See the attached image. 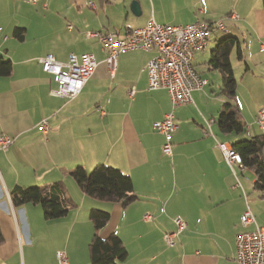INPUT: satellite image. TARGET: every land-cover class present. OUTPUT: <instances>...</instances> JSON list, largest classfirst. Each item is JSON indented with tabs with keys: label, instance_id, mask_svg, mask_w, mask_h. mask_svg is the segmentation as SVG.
<instances>
[{
	"label": "crops",
	"instance_id": "0c3cea01",
	"mask_svg": "<svg viewBox=\"0 0 264 264\" xmlns=\"http://www.w3.org/2000/svg\"><path fill=\"white\" fill-rule=\"evenodd\" d=\"M133 1L140 15L132 12ZM261 2L0 0V56L13 63L11 75L0 77V133L14 138L6 151L0 150V264H59L62 227L71 249L66 248L69 264L90 263L88 243L94 227L89 214L97 208L111 214L101 237L115 233L128 252L120 264H240L236 237L258 226L254 215L255 224L241 222L256 201L249 202L239 179V169L242 174L248 168L230 163L222 151L221 145L232 148L240 137L220 131L218 118L227 102L222 76L218 81L217 75L206 72H218L208 66L211 51L217 41L232 35L239 42L232 53L236 50L245 66L241 82L249 74L247 78L256 77L250 63L255 56L264 59ZM232 13L238 19L231 18ZM225 15L224 29L217 31L229 29L228 34L221 33L214 44L195 53L194 67L206 85L192 92L190 103L178 107L172 106L167 89L149 90L146 65L154 50L123 52L111 70L101 40L87 36L93 32L122 37L150 21L185 26L217 22ZM49 54L63 64L71 54L95 57L98 66L74 99L53 95L58 85L39 62ZM233 102L249 136H264V126L256 122L264 104L243 109L237 89ZM168 114L178 126L169 156L162 152L164 135L154 129ZM44 119L46 133L40 127ZM98 164L129 175L137 200L124 207L84 194L70 173L78 166L89 172ZM55 184L76 204L61 219L47 221L38 205L12 204V193L21 188ZM178 218L187 226L169 246L165 236L177 231Z\"/></svg>",
	"mask_w": 264,
	"mask_h": 264
},
{
	"label": "built area",
	"instance_id": "2783aa9c",
	"mask_svg": "<svg viewBox=\"0 0 264 264\" xmlns=\"http://www.w3.org/2000/svg\"><path fill=\"white\" fill-rule=\"evenodd\" d=\"M37 0H27L36 3ZM233 19L238 15L232 13ZM223 21L213 23L197 21L185 26H171L150 21L145 27L134 29L120 37L115 33L88 32V37H98L107 53L106 62L114 70L118 56L126 51L144 49L154 50L156 55L147 63L149 90L167 89L173 107L188 104L192 101V92L201 90L206 80L200 76L194 67L195 53L206 48L214 30H223ZM43 70L54 76L57 89L52 93L57 97L74 99L82 90L86 82L94 74L98 63L92 54L77 56L71 54L68 62L63 64L53 55H46L39 59ZM134 95V91L130 92ZM257 123L264 126V110L257 114ZM40 127L43 132L48 131V122L42 120ZM154 129L164 135L165 143L162 152L171 155L172 135L178 126L172 114H168L161 121L154 123ZM14 142L8 134L0 133V150L6 151ZM226 159L230 163H237L235 155L227 145H221ZM238 164V163H237ZM149 219L150 216L145 217ZM242 225L255 224V218L250 211L244 213ZM177 231L165 236L169 246L174 245V239L186 228V223L176 219ZM237 261L240 264H264V227L256 226L251 231L240 233L236 237ZM59 264H67L68 257L62 252L57 254Z\"/></svg>",
	"mask_w": 264,
	"mask_h": 264
},
{
	"label": "trees",
	"instance_id": "16d2710c",
	"mask_svg": "<svg viewBox=\"0 0 264 264\" xmlns=\"http://www.w3.org/2000/svg\"><path fill=\"white\" fill-rule=\"evenodd\" d=\"M262 6L264 9V0H262ZM19 38L23 40L22 37ZM238 43V39L232 35H226L217 41L211 51L208 66L221 74L222 94L227 98L218 118L219 129L223 134L242 137L248 131L233 102L236 97L237 80L230 59L232 50ZM238 54L241 58L240 50ZM12 71V61L0 56V77L10 76ZM231 146L240 157L242 166L255 173L254 188L264 198V136L241 138L234 141ZM70 174L80 190L94 199L120 203L124 207L137 200L132 178L113 166L98 164L89 172L84 167L78 166ZM11 201L15 207L25 204L40 206L47 221L61 219L76 208V204L58 184L48 187L21 188L12 193ZM89 218L94 227V235L89 244L91 264H120L125 261L128 252L119 236L114 233L104 239L100 235L110 222L111 214L107 211L92 209Z\"/></svg>",
	"mask_w": 264,
	"mask_h": 264
},
{
	"label": "rangeland",
	"instance_id": "374dc122",
	"mask_svg": "<svg viewBox=\"0 0 264 264\" xmlns=\"http://www.w3.org/2000/svg\"><path fill=\"white\" fill-rule=\"evenodd\" d=\"M24 2L26 3V0H24ZM226 18H227V16L225 15V16H222V18H218L217 20L223 21ZM200 21L201 22H207L205 20H200ZM227 31H229V29H227L225 32H219V33L216 30L214 33L211 34V40L208 42V45L210 46V44H214V39L216 38V36H219L221 33H222V35L228 34ZM207 50H208V55H209V53L211 51V47H209ZM252 59H253V61L250 63L251 72L255 73L256 77L247 78V77H251L249 74L241 82L240 79L245 74V66H243V64L237 60L236 50H234L232 55H231V62H232V65L235 69V77L238 80L237 81V86H238V88H237V99H239L241 101L243 109H251V107H253V106H256V105L259 106L261 104H264V59H263V57L260 59V57H258V56H255ZM196 67L199 68V70H201L200 65H198ZM209 73H214V75H217L218 81H219V76H221L219 72H216V71L208 72L207 71L206 75H208ZM208 76L212 77L211 74ZM248 79H250V80H248ZM239 83H240V88L238 85ZM220 135H223V134H220ZM245 137H249L248 132L245 133L244 136L240 137L239 139L245 138ZM240 171H241V169H239V172H238L239 173V179H240V181H241V183L245 189L247 199L249 200V202L251 204H252L253 200L256 201L255 202L256 205L252 211V214L258 218V221H257L258 226L264 227V198H262L260 196V192L254 188L253 180L255 179V173L249 169H245L242 172V174ZM100 210H102V209H100ZM61 230H62L61 231V236H62L61 237V239H62L61 244L62 245L56 251V259L58 258L57 254L59 252H62L65 255H67L68 252H67L66 248H69V250H71L70 247H67V242H68V241H66L67 233L63 227ZM89 244L90 243H88V247H89ZM73 249L75 251V247ZM67 257H68V255H67ZM67 264H69V258L67 260ZM88 264H91V261Z\"/></svg>",
	"mask_w": 264,
	"mask_h": 264
},
{
	"label": "water",
	"instance_id": "95a60500",
	"mask_svg": "<svg viewBox=\"0 0 264 264\" xmlns=\"http://www.w3.org/2000/svg\"><path fill=\"white\" fill-rule=\"evenodd\" d=\"M131 9L135 15H140V6L137 1L132 2Z\"/></svg>",
	"mask_w": 264,
	"mask_h": 264
},
{
	"label": "bare ground",
	"instance_id": "6f19581e",
	"mask_svg": "<svg viewBox=\"0 0 264 264\" xmlns=\"http://www.w3.org/2000/svg\"><path fill=\"white\" fill-rule=\"evenodd\" d=\"M227 149H231V151H232L233 154L235 155V158H236V160H237V163L241 165V159H240V157L236 154V152L233 151L232 148H228V147H227Z\"/></svg>",
	"mask_w": 264,
	"mask_h": 264
}]
</instances>
